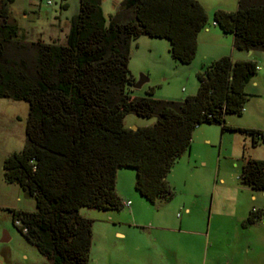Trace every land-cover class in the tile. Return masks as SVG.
Returning a JSON list of instances; mask_svg holds the SVG:
<instances>
[{"label":"trees","instance_id":"obj_1","mask_svg":"<svg viewBox=\"0 0 264 264\" xmlns=\"http://www.w3.org/2000/svg\"><path fill=\"white\" fill-rule=\"evenodd\" d=\"M13 2L0 0V99L27 102L29 114L26 144L5 159L4 179L35 200V212L12 211L13 221L50 264H89L93 222L80 210L124 206L116 190L121 168L135 169L136 191L157 204L173 197L167 175L200 125L219 124L250 135L253 144L264 142V131L225 123L226 115L243 112L259 67L254 61H214L197 74V94L183 101L133 96L132 40L167 39L172 57L191 64L209 24L197 0H122L108 24L102 0H80L64 45L29 40L10 15ZM214 23L234 36L235 49L264 52V0L217 10ZM128 114L156 122L128 129ZM240 180L264 193V161L248 159ZM261 217L253 210L249 221Z\"/></svg>","mask_w":264,"mask_h":264},{"label":"rangeland","instance_id":"obj_2","mask_svg":"<svg viewBox=\"0 0 264 264\" xmlns=\"http://www.w3.org/2000/svg\"><path fill=\"white\" fill-rule=\"evenodd\" d=\"M121 1L102 0L107 24ZM197 1L206 9L209 24L198 35V50L191 64L172 57L167 39L141 36L132 40L129 75L135 82L140 76L149 79L142 88L132 89L133 95L183 101L197 94V74L214 61L227 56L233 61L251 60L259 70L246 87L243 112L226 115L225 123L237 127L233 129L264 131V52L248 55L235 49L234 36L219 26L218 34L207 32L216 30L212 25L215 12H235L239 0ZM79 7L80 0H14L9 12L31 41L43 33V40L50 43L48 30L60 26L56 43L64 45ZM28 114L27 102L0 99V264H50L13 221L12 211L35 212V200L4 179L5 159L26 144ZM155 122V118L135 114L126 115L123 121L128 129ZM251 139L239 131H223L219 124L200 125L190 149L167 175L173 197L157 204L136 191V170L121 168L118 187L126 192L124 199L130 206L117 211L80 210L82 217L93 222L89 264H264V193L240 180L248 159L264 161V142L253 144ZM253 210L262 212L261 220L249 221ZM116 231H123L127 238L115 236Z\"/></svg>","mask_w":264,"mask_h":264},{"label":"crops","instance_id":"obj_3","mask_svg":"<svg viewBox=\"0 0 264 264\" xmlns=\"http://www.w3.org/2000/svg\"><path fill=\"white\" fill-rule=\"evenodd\" d=\"M229 12V11H228ZM23 17L25 18V19H28L29 18V15H27V13H24V15H23ZM59 23H60V21H59ZM213 27H215V29L217 28V26L215 25V23L213 22ZM62 30L61 28H60V26H57V27H55V25H52L51 27H50V29L48 30V32H49V34L47 35V38H49V40H50V43H56V41H57V39H56V36H57V30ZM214 28H212V29H210V30H208L207 32L209 33V34H211V33H214L215 35L216 34H218V31H217V29L216 30H213ZM213 31V32H212ZM27 32V31H26ZM40 34V33H39ZM39 34H37L36 36H35V38H36V40H42V41H44L43 40V36L45 35V34H43V33H41L40 34V36H38ZM45 42V41H44ZM46 43V42H45ZM255 52H248V55H252V54H254ZM239 61H241V60H239ZM242 61H244V60H242ZM133 96H135V95H133ZM135 97H137V96H135ZM230 127V126H229ZM231 128H237V127H231ZM252 140V139H251ZM253 143V142H252ZM120 171V170H119ZM118 171V177H120V172ZM118 179V178H117ZM116 190H117V194L119 195V197L121 198V200H122V202L123 203H126V202H130V201H126L124 198H125V196H126V192L124 191V189H119V187H118V182H117V186H116ZM109 218H113L112 216H109ZM115 236H117V237H119V238H121V239H123V240H125L126 238H127V236H126V234L123 232V231H116L115 232Z\"/></svg>","mask_w":264,"mask_h":264},{"label":"water","instance_id":"obj_4","mask_svg":"<svg viewBox=\"0 0 264 264\" xmlns=\"http://www.w3.org/2000/svg\"><path fill=\"white\" fill-rule=\"evenodd\" d=\"M148 81H149V79L147 77L140 76V78L133 85V89H140V88H142V86L144 84H146ZM133 130H136V128H134ZM4 241H7V239H5Z\"/></svg>","mask_w":264,"mask_h":264},{"label":"built area","instance_id":"obj_5","mask_svg":"<svg viewBox=\"0 0 264 264\" xmlns=\"http://www.w3.org/2000/svg\"><path fill=\"white\" fill-rule=\"evenodd\" d=\"M48 4H50V1L48 2ZM259 70V67L257 68ZM260 138V137H259ZM124 206L129 207L130 206V202H126L124 203ZM262 218V217H261ZM261 220V219H258ZM262 224L264 225V221H262Z\"/></svg>","mask_w":264,"mask_h":264}]
</instances>
